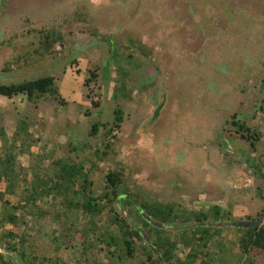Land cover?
Masks as SVG:
<instances>
[{"label": "rangeland", "instance_id": "1", "mask_svg": "<svg viewBox=\"0 0 264 264\" xmlns=\"http://www.w3.org/2000/svg\"><path fill=\"white\" fill-rule=\"evenodd\" d=\"M44 76L54 78L56 97L0 95V156L26 123L30 140L17 138L15 152L30 144L42 158L29 179L49 174L58 159L80 161L93 198L108 172L121 169L128 191L147 202L188 212L217 204L231 222L264 219L257 218L264 211V0H0V85ZM116 108L123 122L108 150ZM233 122L257 133L254 147L252 133ZM95 151L107 155L98 159ZM18 162L27 171L29 156ZM42 201L50 214L28 215L25 228L39 256L53 258L62 244L67 264H141L140 254L123 262L97 241L111 227L105 217L94 219L93 233L81 211H55L50 198ZM2 211L0 202V219ZM80 231L96 247L85 251ZM223 232L230 249L222 252L215 238L212 264H242L240 231ZM0 254L26 264L1 247ZM254 261L264 264V255Z\"/></svg>", "mask_w": 264, "mask_h": 264}, {"label": "trees", "instance_id": "2", "mask_svg": "<svg viewBox=\"0 0 264 264\" xmlns=\"http://www.w3.org/2000/svg\"><path fill=\"white\" fill-rule=\"evenodd\" d=\"M46 43L47 47L48 41ZM0 95L9 99L24 95L28 101L36 102L45 95L56 97L58 89L52 76H44L33 81L0 85ZM122 122V110L114 109L113 124L107 131L108 138L103 142L106 149L109 150L112 144L114 136H111V133L119 129ZM99 125L96 123L92 126V135L97 132ZM233 125L237 126L241 133L246 132L248 135L252 133L250 146L254 147L257 133L242 124L235 122ZM27 127L26 123L20 122L18 133L12 139L13 143L10 141L5 153L0 156V202L3 210L0 219V247L20 257L26 264H44L45 261L51 264H67L62 254H58L62 244L55 247L57 251L53 258L39 256V251L26 234L28 215L31 214L35 218H46L50 214V211L43 207V198H50L55 211H58V208L65 211H81L82 217L90 219L84 226L88 225L90 232L93 233H95L94 219L105 217L107 226L111 227L98 232L97 241L101 243L108 255L115 256L123 262L134 259L137 254H140L144 258L141 264H160L153 252L155 248L166 264H197V261L201 264H212L214 259H210L212 250L209 244L214 242L215 238L221 241L222 252L230 249L223 245V241H226L225 238H221L223 227L199 226L205 221H231L229 212L217 205L209 207L206 211L188 212L184 209L180 210L173 202H147L138 192L128 191L121 169L108 172L105 176L104 191L97 198L87 194L92 182L89 180L88 171L80 161L58 159L49 165L48 169L51 170L49 174L30 175L29 179L28 171L35 170L36 166L40 165V162H36L41 161L42 158L33 154L30 144L19 146L21 148L15 152L17 138L21 141L30 140L31 134ZM87 149L88 145L84 144L79 151L86 155ZM22 154H27L30 159V165L25 172L18 162V157ZM94 155L101 159L107 154L95 151ZM260 177L264 183V175L260 174ZM7 197L15 198L16 202L11 204ZM31 210H34L33 212L36 210V212L33 214ZM123 211L140 225L148 240L122 216ZM142 213L153 221L162 223L164 227L188 221H193L194 224L190 225V228L180 225L179 230L172 232L165 228L152 226ZM257 218H264V211L258 213ZM238 231L240 235L236 244L244 257L242 264H255V257L264 255V224L260 227L238 229ZM79 233L85 251L87 250L85 245L96 247L95 244L87 243L82 231ZM218 252L216 256H219ZM0 264H11V259L0 254Z\"/></svg>", "mask_w": 264, "mask_h": 264}, {"label": "water", "instance_id": "3", "mask_svg": "<svg viewBox=\"0 0 264 264\" xmlns=\"http://www.w3.org/2000/svg\"><path fill=\"white\" fill-rule=\"evenodd\" d=\"M144 218L150 222V224L156 228H165L168 230H179V227H172V226H167L164 227L162 223L153 221L149 216L145 215L144 213H142ZM262 224H264V219H258V220H253V221H226V222H222V221H205L199 224L200 227H213V228H221V227H234L236 229H249V228H254V227H260ZM187 228H190V225L187 226ZM136 229H138L144 236V238L146 240H148L146 234H144V231L142 230V228L140 227H136ZM153 252L156 255V258L158 259L160 264H166L165 261L162 259V257L157 254V251L155 248H153ZM11 254H13L12 252H10ZM13 256H15L13 254Z\"/></svg>", "mask_w": 264, "mask_h": 264}, {"label": "crops", "instance_id": "4", "mask_svg": "<svg viewBox=\"0 0 264 264\" xmlns=\"http://www.w3.org/2000/svg\"><path fill=\"white\" fill-rule=\"evenodd\" d=\"M214 205H217V204H213V205H211V206H214ZM211 206H210V207H211ZM217 206H220V205H217ZM220 207L222 208V206H220ZM237 217H238V218H241V217H239V216H237ZM244 217H245V216H244ZM244 217H243V219H244ZM241 219H242V218H241ZM243 219H242V220H243ZM221 238H226L225 232L222 233Z\"/></svg>", "mask_w": 264, "mask_h": 264}, {"label": "flooded vegetation", "instance_id": "5", "mask_svg": "<svg viewBox=\"0 0 264 264\" xmlns=\"http://www.w3.org/2000/svg\"><path fill=\"white\" fill-rule=\"evenodd\" d=\"M40 34L42 35V33L40 32ZM50 34V33H49ZM48 36V35H47ZM49 36H53V35H49ZM47 38H49V37H47Z\"/></svg>", "mask_w": 264, "mask_h": 264}]
</instances>
